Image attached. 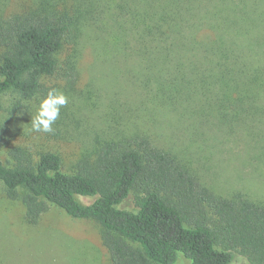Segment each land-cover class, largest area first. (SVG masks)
<instances>
[{
	"label": "trees",
	"instance_id": "16d2710c",
	"mask_svg": "<svg viewBox=\"0 0 264 264\" xmlns=\"http://www.w3.org/2000/svg\"><path fill=\"white\" fill-rule=\"evenodd\" d=\"M8 3L0 13V111L10 91L20 96L17 114L27 110L23 101L57 89L54 80L74 86L83 36L123 62L160 108L187 116L185 103L197 120L233 126L264 106V0H18L13 11ZM6 135L0 125V147ZM8 157L0 182L13 201L27 191V224L36 226L50 205L93 220L111 264H231L236 254L264 264V206L241 192L216 194L146 128L111 134L73 173L54 152L14 146ZM129 199L136 210L122 208Z\"/></svg>",
	"mask_w": 264,
	"mask_h": 264
},
{
	"label": "rangeland",
	"instance_id": "374dc122",
	"mask_svg": "<svg viewBox=\"0 0 264 264\" xmlns=\"http://www.w3.org/2000/svg\"><path fill=\"white\" fill-rule=\"evenodd\" d=\"M17 1L0 0V13L7 3L9 10H15ZM77 44L79 81L74 86L56 80L51 83L68 99L51 133L35 132L31 125L44 97L23 101L27 110L13 114L20 96L12 91L2 96L0 125L7 128V135L0 160L7 163L14 146L28 147L38 155H60L64 171L73 173L77 162L92 155L111 134L146 128L158 146L174 150L216 194L230 197L241 192L264 206V106L257 119H244L233 126L215 117L197 120L190 116L194 107L185 103L180 106L189 109L187 116L163 109L148 103L147 92L129 79L123 62L95 48L90 36H83ZM20 193L18 201L11 200L0 182V264H111L98 223L73 219L50 205L36 226L28 225L22 203L27 191ZM122 208L136 210L131 199ZM177 264L189 261L181 257ZM231 264L250 263L236 254Z\"/></svg>",
	"mask_w": 264,
	"mask_h": 264
},
{
	"label": "clouds",
	"instance_id": "9594fccd",
	"mask_svg": "<svg viewBox=\"0 0 264 264\" xmlns=\"http://www.w3.org/2000/svg\"><path fill=\"white\" fill-rule=\"evenodd\" d=\"M68 102L67 97L60 91L52 89L38 106L37 114L31 118L32 130L35 132L51 133L52 125L60 115V109Z\"/></svg>",
	"mask_w": 264,
	"mask_h": 264
}]
</instances>
